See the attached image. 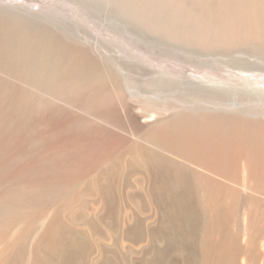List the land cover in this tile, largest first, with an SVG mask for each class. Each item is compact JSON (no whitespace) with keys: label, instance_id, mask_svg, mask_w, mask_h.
<instances>
[{"label":"rangeland","instance_id":"obj_1","mask_svg":"<svg viewBox=\"0 0 264 264\" xmlns=\"http://www.w3.org/2000/svg\"><path fill=\"white\" fill-rule=\"evenodd\" d=\"M103 83L140 115L164 118L151 132L118 129L140 147L97 179L76 177L31 120L33 107L40 95ZM255 155L264 158V0H0V264L137 263L149 228L167 237L173 259L182 239L200 254L197 187L214 184L219 200L235 190L251 211L241 213L253 244L240 263L264 264V159ZM196 167L222 178L198 182ZM247 179L255 194L242 193ZM173 186L191 216L167 233ZM67 203L77 221L65 218L68 231L53 239Z\"/></svg>","mask_w":264,"mask_h":264},{"label":"bare ground","instance_id":"obj_2","mask_svg":"<svg viewBox=\"0 0 264 264\" xmlns=\"http://www.w3.org/2000/svg\"><path fill=\"white\" fill-rule=\"evenodd\" d=\"M108 86H105L104 83L102 84V86H88L82 88L71 86V88L68 90L66 88L64 89V91H60L57 93L55 92L56 94H51L53 97L51 95H48L47 93V95L43 94L38 96L35 106L33 107L31 120H33L34 123L41 127V129H43L50 138V143L52 144L51 150L53 148V155L58 159V161L60 160L59 163H63L64 166H66L69 171H73L75 175L77 174L80 176V174H83L84 176H94L95 174L99 173L103 174L106 172L107 164L116 159L119 160V156H122L123 150H137L140 147L138 143H127L126 140H123L124 138L122 139L120 137L118 129H122L124 131L126 130V132H131V130L135 128L139 129L140 126H145L144 128L151 132L157 124L163 121V115L147 117L146 115H140V113L135 112L132 106L133 103L131 104L125 101L124 95L122 93L116 92ZM74 108L81 110L82 114H74V111L72 112V109ZM29 113H31V110ZM142 123L145 125H142ZM125 135L126 134L124 133V137ZM126 137L128 138V136ZM129 137L131 136L129 135ZM128 139H130L131 141V138ZM234 139L235 137L233 138V140ZM187 140L188 144L185 140V145H189L190 142H192L189 141L191 140L189 138ZM258 142L256 143L257 145ZM192 143L194 144V142ZM160 146L162 145L160 144ZM230 146L232 147V145ZM213 151L216 150L214 149ZM213 151L211 153H213ZM194 152L195 151H193V153ZM135 154L136 153H134V155ZM143 157L141 158L142 160ZM260 159L262 161L264 158H260V156L255 155L254 160ZM114 163L116 162L114 161ZM247 163L250 164V161L247 160L246 164ZM119 165L120 164H118V166ZM165 168L167 167L165 166ZM201 168L199 169L198 167H196V170H194L197 172L196 180H199L198 182H200L201 180L207 181L211 179L218 181L222 178L220 177L221 174H219V172L217 173V171L215 170H208L207 172L202 170L204 168ZM250 168L249 176L251 172L253 174V171ZM163 170L165 169L163 168ZM168 174L169 176H171V179L175 176L172 172ZM175 174H177V172ZM214 174L217 176H215ZM94 177L96 178V175ZM81 178L85 177L82 176ZM92 182L95 183V180ZM253 184L254 183H252L250 179H247V181L244 180L243 183H240V186L238 184V186L242 188V193L252 195L256 192V187ZM93 186L96 187L94 184ZM221 190L222 189L215 184L210 186L203 185L197 187V194L200 198V200H198L197 202V208L199 211L198 219L201 226V232L198 236L197 241V243L199 242L200 245V254H198V250H195L194 252V249L191 252L189 245L184 242V239H182L179 243V247L175 248L180 250L178 260L173 259L172 252L174 247L170 243H168V241L166 240L167 237L165 238V236H162V234H159L152 228H147L149 230V232L147 233V237H149L150 239V244L148 248L144 249V251L141 253V255L139 256L140 259L137 261V263L130 260V258H122L121 260L118 259L119 263L118 261L115 262L114 259L112 261L107 259L105 260V264H198V255H200L201 259H203L207 264H241L240 258L246 254L247 248L245 247H248L247 245L252 246L253 244L249 231L252 230V218L251 216L250 219L249 217L244 216V219H242L241 213L250 214L251 211H244V209L242 211L240 203L236 200L234 201L235 196H237V192L235 190L231 192L234 196L232 200L228 202H222L221 200H219ZM166 194L169 197V201L166 200L165 202V230L168 233V225H170L172 221L180 227H182V225H184L185 223L188 225V218H190L191 214L190 203L182 199L177 200L178 198H176L182 195L181 190L173 186V188H170L166 192ZM139 197L142 204H147V202L145 201L146 197L142 192L139 194ZM174 197L176 198V200H174ZM62 208L64 214L62 216L64 226L62 228L60 222V225L54 229L53 239L55 238V235L56 237H58L60 233L65 234L68 231L67 225L65 224V218L69 217V219L74 223L77 221L76 211L72 209L71 203L63 204ZM230 223L232 224V226H230ZM234 223H236V225L241 230L244 229V242H241V240L240 243H238L239 240H237V232H232L231 229L235 227V225H233Z\"/></svg>","mask_w":264,"mask_h":264}]
</instances>
